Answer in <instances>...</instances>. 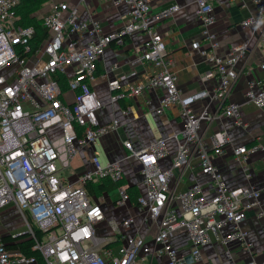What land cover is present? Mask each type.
Masks as SVG:
<instances>
[{
  "label": "built area",
  "instance_id": "1",
  "mask_svg": "<svg viewBox=\"0 0 264 264\" xmlns=\"http://www.w3.org/2000/svg\"><path fill=\"white\" fill-rule=\"evenodd\" d=\"M124 2L129 13L122 27L106 33L98 18L82 19L76 7L71 10L60 1L43 17L48 34L34 44L38 31L33 25L18 22L17 7L20 0H0V208L13 203L26 221V234L34 241V248L41 252V259L23 252L13 253L0 232V264H140L151 255L165 256L166 264H195L202 258V249L212 241V236L227 245L237 242L249 251L254 241L241 223L251 209H258L264 219V192L253 185L230 187L214 161L222 153L228 140L225 130L211 134L214 151L210 153L201 143L203 123L212 118L208 106L197 111L195 103L206 98L209 92L200 89L182 95L173 59L168 53L167 41L158 23L174 14L179 5L174 4L156 13L150 0H115ZM214 0H196L197 16L202 24V40L195 41L213 70L204 78L217 75L219 85L215 98L226 102L227 95L239 75L238 63L247 45H236L227 54L216 52L218 35L213 27L216 22ZM245 5V0H238ZM258 15L244 19V26L260 27L264 24V0H254ZM68 11V13H65ZM135 32L143 33L144 40L135 61L153 67L147 83L132 86L128 93L121 91L120 80L109 83L116 100L126 94H141L146 89H160L157 113L172 105H180L184 119L181 138L172 166L162 168L158 160L168 154L167 138L159 137L149 146L136 149L130 140L124 144L129 156L143 164L145 193L137 198L140 208L146 211L145 220H158V231L153 244L140 234L127 233L119 243L111 244L98 238L96 225L105 219L103 199L89 193L88 184L102 179L117 182L119 198L123 205L130 199L124 183L122 160L102 164L93 155L94 168L84 171L77 184L62 176V153L51 137L48 123L57 121L66 153L72 157L78 147L92 145L104 134L117 130L120 119L100 123L98 110L102 101L92 82L99 76V61L112 42L124 43L125 37ZM264 48V28H263ZM73 68V74L69 68ZM117 67V65H115ZM264 69V61L260 64ZM68 78L67 90L61 78ZM71 92V99L66 93ZM246 99L258 107L264 106V80H252ZM238 103L224 106L225 116L238 114ZM51 124V125H52ZM260 144L241 145L234 149L237 161L247 169L251 152ZM197 149L201 171L210 176L214 193L207 196L201 183H192L177 197L180 209L172 204L171 179L176 169L190 165L192 153ZM250 176V173H247ZM134 222L129 216L112 227L129 226ZM231 224L232 230L224 235L221 229ZM185 228L191 241V251L183 252L174 243L178 229ZM38 230L43 234L38 235ZM23 233V232H22ZM21 233V235H22ZM105 242L103 245L101 243ZM193 261L188 262V256ZM247 264H264L250 259Z\"/></svg>",
  "mask_w": 264,
  "mask_h": 264
},
{
  "label": "crops",
  "instance_id": "2",
  "mask_svg": "<svg viewBox=\"0 0 264 264\" xmlns=\"http://www.w3.org/2000/svg\"><path fill=\"white\" fill-rule=\"evenodd\" d=\"M63 1L68 5V11L76 7L80 18H98L102 21L104 31L111 33L122 27L129 13V7L124 2L115 0H47L32 16L42 20L50 13L55 4ZM174 4L179 9L169 17L162 19L158 27L167 41L168 53L173 59V68L178 74V85L182 95L187 96L200 89H206L209 95L197 101L194 105L197 111L208 106L212 118L204 121L201 130V143L213 153L214 144L211 134L225 130L228 140L223 145L222 153L214 155V161L222 171L230 187L248 186L264 192V106L247 101L246 91L252 80H264V69L260 64L264 61V48L262 32L264 24L260 27L244 26L241 22L247 17L258 15V8L254 0H245L243 5L238 0H214V15L216 22L214 31L218 35L216 52L227 54L236 45L245 43L247 50L245 56L240 59L239 75L232 89L227 95L226 102L215 98V92L219 85V78L214 75L204 78L213 70L208 62L194 46L195 41H201L202 24L197 16L196 0H150L151 10L156 13ZM65 11V13H68ZM144 40L143 33L135 32L126 36L124 43L112 42L99 61V76L92 82L102 101V107L98 110L100 123H107L114 118L120 119L117 130L102 135L97 142L85 148L78 147L72 157L66 153V147L61 136V127L57 121L48 123L51 137L56 140L62 156L60 166L66 172L67 181L77 184L79 176L86 170L94 168L93 155H98L102 164L110 161L122 160L124 168V183L133 189L129 190L130 199L123 205L117 204L119 190L111 187L98 191L93 198H102V206L105 219L97 223L95 234L98 238H106L109 241L119 243L122 236L127 233L140 234L153 244V237L158 231V220H145L146 211L139 207L137 198L144 194L143 164L135 156L127 157L129 150L124 141L130 140L136 149L149 146L159 137L167 138L168 154L158 160L162 168L172 166L178 147V138L184 127V119L180 114V105H172L162 113H157L162 91L160 89H146L141 94H126L116 100L112 99L113 91L109 83L119 79L120 90L128 93L132 86L147 83L153 73V67L135 61L139 48ZM117 65V67H115ZM73 74V68H69ZM71 99L73 94L66 93ZM229 102L238 103V114L244 124L235 122V117L223 114L224 106ZM52 124V125H51ZM260 144L261 148L251 152L245 169L236 159L234 149L241 145ZM250 173V176H247ZM201 183L207 196L214 193L209 175L201 171L197 149L192 153L190 165L176 169V175L171 179V193L174 195L172 204L180 209L181 202L177 195L185 191L192 183ZM133 216L134 222L129 226L120 225L115 231L112 222H120ZM254 246L249 251L237 242L227 245L212 236V241L203 247L202 258L195 264H247L254 258L257 261L264 260V219L259 216L258 209H251L246 219L241 223ZM233 226L228 224L221 229V234H228ZM26 231V221L20 215L18 208L13 203L0 208V232L3 238L10 244L9 249L13 253L22 252L19 238ZM105 242L102 241L101 245ZM175 245L183 252L191 251V241L185 228H180L174 236ZM165 256L151 255L140 264H166Z\"/></svg>",
  "mask_w": 264,
  "mask_h": 264
},
{
  "label": "trees",
  "instance_id": "3",
  "mask_svg": "<svg viewBox=\"0 0 264 264\" xmlns=\"http://www.w3.org/2000/svg\"><path fill=\"white\" fill-rule=\"evenodd\" d=\"M47 0H20L18 7H17V16H18V22L22 25H33L38 31L37 39L34 41V44H38L41 42L44 38L47 37L48 30L46 27L43 26V19L39 20L37 17L32 16V14L37 11ZM62 85L65 90H67V83L68 78L66 76L61 78ZM118 183L114 182L112 179H102L98 182H92L88 184V190L89 193L95 194L98 191H102L105 189H109L111 187H118ZM133 189L132 187H128V191ZM93 196V195H92ZM38 235L41 236L43 232L41 230H38ZM19 238H22L23 241L19 245L22 252L28 256H34L38 259H41V252L34 248V241L30 238H28V234H22ZM6 239V238H5ZM7 247H10V244H8V241L5 240ZM117 242L113 241L111 244H116Z\"/></svg>",
  "mask_w": 264,
  "mask_h": 264
},
{
  "label": "water",
  "instance_id": "4",
  "mask_svg": "<svg viewBox=\"0 0 264 264\" xmlns=\"http://www.w3.org/2000/svg\"><path fill=\"white\" fill-rule=\"evenodd\" d=\"M27 232H23L22 234H26ZM193 261V259H192V256L190 255V256H188V262H192Z\"/></svg>",
  "mask_w": 264,
  "mask_h": 264
},
{
  "label": "rangeland",
  "instance_id": "5",
  "mask_svg": "<svg viewBox=\"0 0 264 264\" xmlns=\"http://www.w3.org/2000/svg\"><path fill=\"white\" fill-rule=\"evenodd\" d=\"M62 176L67 178L66 172L64 170L62 171Z\"/></svg>",
  "mask_w": 264,
  "mask_h": 264
},
{
  "label": "bare ground",
  "instance_id": "6",
  "mask_svg": "<svg viewBox=\"0 0 264 264\" xmlns=\"http://www.w3.org/2000/svg\"><path fill=\"white\" fill-rule=\"evenodd\" d=\"M262 39H263V37H262ZM263 41V40H262Z\"/></svg>",
  "mask_w": 264,
  "mask_h": 264
}]
</instances>
